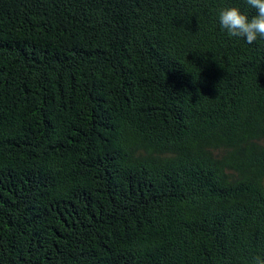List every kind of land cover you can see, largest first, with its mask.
<instances>
[{
  "label": "trees",
  "instance_id": "trees-1",
  "mask_svg": "<svg viewBox=\"0 0 264 264\" xmlns=\"http://www.w3.org/2000/svg\"><path fill=\"white\" fill-rule=\"evenodd\" d=\"M243 0H0V264H264V38Z\"/></svg>",
  "mask_w": 264,
  "mask_h": 264
},
{
  "label": "clouds",
  "instance_id": "clouds-1",
  "mask_svg": "<svg viewBox=\"0 0 264 264\" xmlns=\"http://www.w3.org/2000/svg\"><path fill=\"white\" fill-rule=\"evenodd\" d=\"M249 15L238 5L221 8L216 15L218 28L229 38H236L252 45L264 38V0H243Z\"/></svg>",
  "mask_w": 264,
  "mask_h": 264
}]
</instances>
